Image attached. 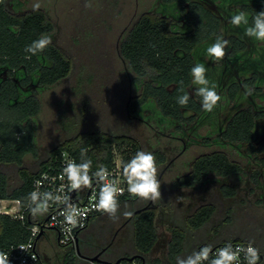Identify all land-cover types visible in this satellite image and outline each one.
Listing matches in <instances>:
<instances>
[{
	"label": "trees",
	"instance_id": "obj_1",
	"mask_svg": "<svg viewBox=\"0 0 264 264\" xmlns=\"http://www.w3.org/2000/svg\"><path fill=\"white\" fill-rule=\"evenodd\" d=\"M204 1L161 0L158 12L141 15L130 28L120 44V52L128 60L141 89L128 103L127 111L137 118L143 111L158 113L162 120L178 123L180 129H184L182 125L186 123L208 126L206 135H200L207 144L215 140L220 145L244 144L248 156L258 159L264 166V141L258 142L264 136V42L245 36V26L233 27L226 23L233 14L243 11L251 26L252 18L264 11V0H210L212 7ZM213 4H217V10L213 9ZM13 27L19 30L13 31ZM223 29L229 38L224 36ZM53 30L54 23L43 10L18 14L9 9L7 0L0 2V74L6 70L9 72L5 80L0 78L1 165L22 166L27 152L38 154L34 118L42 104L36 90L39 86L58 83L72 71L71 59L54 43L38 55L24 51L26 45ZM217 36L229 42L226 55L221 60H214L206 54L207 47ZM198 62L205 65L208 80L216 84V91L222 97L212 112L203 111L201 98L195 95L196 86L192 84L190 69ZM249 89L251 94L246 95ZM184 93H188L190 99L182 107L177 99ZM63 150L73 154L78 162H81V150H85L87 158L93 161L92 170L96 171L99 164L111 167L114 150H118L127 162L143 149L141 141L128 134L90 133L65 140L53 147L48 158L39 162L36 169L30 171L21 167V181L14 188H10L8 175L0 169V199H20L25 206V198L32 190L34 179ZM156 156L157 163L166 161L161 151H157ZM244 171L241 162L232 159L225 151L214 150L199 155L190 171L176 178L174 184L180 188H193L206 182L211 173L228 177ZM222 190L227 196H235L238 192L230 184L224 185ZM128 199L140 200L125 196L119 201ZM262 200L264 202V196ZM139 207H142L140 212L130 218L137 248L131 256L144 258L148 263L146 257L158 241V210L150 201ZM214 212L213 205H203L192 217L198 226H203ZM226 221L219 227L212 246L228 242H254L261 253V264L264 248L256 231L247 226L238 227L235 218ZM29 226L28 219L23 222L0 212V248L27 241ZM181 241L180 235L174 231L169 245L171 260ZM79 242L80 239L74 248L82 257L90 258L82 254ZM131 256L122 255L120 258L129 259ZM153 264L172 263L156 260Z\"/></svg>",
	"mask_w": 264,
	"mask_h": 264
},
{
	"label": "rangeland",
	"instance_id": "obj_2",
	"mask_svg": "<svg viewBox=\"0 0 264 264\" xmlns=\"http://www.w3.org/2000/svg\"><path fill=\"white\" fill-rule=\"evenodd\" d=\"M36 2L54 23V30L48 35L71 59L72 71L56 84L37 88L42 104L34 118L38 154L27 152L22 166L0 164L9 177L10 188L20 184L21 167L36 169L39 162L48 158L50 150L65 140L90 133L128 134L141 141L143 150L155 156L161 151L166 156L165 162L157 163L161 199L150 201L158 210V241L146 257L148 263L161 260L176 264L177 256L214 244L219 227L231 217L238 227L255 230L264 248V166L248 156L246 145H220L217 140L207 144L201 136L209 131L208 126L186 123L180 129L178 123L164 121L158 113L143 111L140 116L144 121L127 111L141 84L122 56L120 44L141 15L160 10L161 0H7V5L22 14L32 11ZM204 3L212 7L210 0ZM223 32L228 35L224 29ZM263 141L261 136L258 142ZM214 150L228 153L241 162L245 171L228 177L211 173L206 182L193 188L174 184L176 178L190 171L199 155ZM227 184L238 189L235 196L224 194L222 187ZM146 202L128 199L120 202L116 218L106 214L92 217L79 234L82 254L87 257L100 254L103 259L117 260L136 253L134 227L123 213ZM14 204L13 200H0L1 208ZM210 204L215 212L208 223L198 226L192 217L194 212ZM174 231L182 241L171 260L169 245ZM39 245L45 264H89L73 245H60L55 230H47Z\"/></svg>",
	"mask_w": 264,
	"mask_h": 264
},
{
	"label": "clouds",
	"instance_id": "obj_3",
	"mask_svg": "<svg viewBox=\"0 0 264 264\" xmlns=\"http://www.w3.org/2000/svg\"><path fill=\"white\" fill-rule=\"evenodd\" d=\"M40 7L39 2L32 5L34 11L39 10ZM86 7H91V5L86 4ZM229 23L233 27L245 26V36L264 42V11L258 12L252 18L251 26H249L248 16L243 11L233 14ZM12 30L18 31L19 29L13 27ZM51 43V36L42 34L40 38L26 45L24 51L31 55H38L44 52ZM228 45L227 40L222 36H217L215 41L207 47L206 54L214 60H221L226 55ZM206 73L207 68L200 62L190 69L192 84L196 86L195 95L201 98L202 110L212 112L222 97L216 91V84L210 83ZM245 94L250 95L251 90H246ZM189 99L190 95L184 93L178 97L177 103L183 107L188 104ZM92 165L93 161L87 158L86 151L81 150V162L77 163L74 159L66 160L60 179L64 180L66 177L67 183L56 193L40 191L41 181H37L36 190L31 191L25 198L29 213L33 217L44 216L53 204L62 205L60 215L63 217L65 230L71 233L73 229L83 226L82 221L87 218V211L72 202L71 196L64 192V187H67L68 192L80 193L85 189H92L94 184L98 185L99 190L92 208L110 218H116L120 209L119 196L125 191L123 187H120L122 182L126 183L130 196L152 202L161 199V183L158 179L156 156L151 151L139 150L122 164V181L110 178L111 173L107 166L99 164L97 170L93 172ZM123 215L130 218L133 212L125 211ZM241 255H243L245 264H259L260 250L251 241L247 245L236 246L228 242L216 248L215 251L212 245H205L186 256H177L176 264H240ZM0 264H11L8 253L0 251Z\"/></svg>",
	"mask_w": 264,
	"mask_h": 264
},
{
	"label": "built area",
	"instance_id": "obj_4",
	"mask_svg": "<svg viewBox=\"0 0 264 264\" xmlns=\"http://www.w3.org/2000/svg\"><path fill=\"white\" fill-rule=\"evenodd\" d=\"M2 0H0L1 2ZM115 156L113 163L109 169L111 177L122 181V164L124 163V158L118 150H114ZM74 159L77 163V158L70 152L63 150L59 157L51 163V165L42 171V173L34 179L32 190H36V182L41 181L40 191H52L57 192L62 186H65L67 183V178L64 180L60 179V175L63 167L65 166L66 160ZM93 171V170H92ZM94 172V171H93ZM120 187L125 189L124 194L119 196L121 200L125 196H130L127 192L126 183H121ZM99 190L98 185H93L92 189H85L83 192H68L67 187H64V192L71 196L72 202L77 204L78 207L87 211V218L82 221V227H77L72 230L71 233H68L65 230L63 224V217L60 215L62 211V205L53 204L50 211L44 216L33 217L28 209L27 203L24 206L20 199H8L16 202L12 207L5 205L3 208L0 207V212L12 216L14 219L21 220L25 222L27 219L30 221L29 231L30 236L27 241L11 244L7 247H1L0 251L8 253L11 264H44L43 256L38 246L39 235L46 233L47 230L52 229L57 232L58 242L60 245H73L76 247L79 241L80 232L87 227L89 221L95 215H98L101 212H98L92 208L93 203L96 199V193ZM6 200L7 199H0ZM248 242H237L232 243L236 245H247ZM224 244H219L213 247V251L216 248L222 247ZM255 247H257L254 244ZM23 248V250H21ZM258 248V247H257ZM259 249V248H258ZM261 258V253H260ZM89 264H148L142 258H133V259H122L117 262V260H106L103 258H87ZM240 264H245L243 261V255L240 258Z\"/></svg>",
	"mask_w": 264,
	"mask_h": 264
},
{
	"label": "flooded vegetation",
	"instance_id": "obj_5",
	"mask_svg": "<svg viewBox=\"0 0 264 264\" xmlns=\"http://www.w3.org/2000/svg\"><path fill=\"white\" fill-rule=\"evenodd\" d=\"M217 10V9H216ZM7 74H9V72L6 70L5 72H4V74L2 75V73L0 74V78H2L3 80H5L6 78H7ZM141 208L142 207H137V208H135L132 212H133V215H132V217H134V216H136L139 212H140V210H141ZM131 218V217H130Z\"/></svg>",
	"mask_w": 264,
	"mask_h": 264
},
{
	"label": "water",
	"instance_id": "obj_6",
	"mask_svg": "<svg viewBox=\"0 0 264 264\" xmlns=\"http://www.w3.org/2000/svg\"><path fill=\"white\" fill-rule=\"evenodd\" d=\"M42 235H43V233H41V234L39 235V238H38V239H40ZM78 254H79L80 256H82V255L80 254L79 250H78ZM136 257H138V256H131V257H129V258H130V259H133V258H136ZM91 258L99 259V258H101V257H100V255H95L94 257H91ZM122 259H123V258H119V259H117V262L121 261ZM143 260H145V259L143 258Z\"/></svg>",
	"mask_w": 264,
	"mask_h": 264
},
{
	"label": "crops",
	"instance_id": "obj_7",
	"mask_svg": "<svg viewBox=\"0 0 264 264\" xmlns=\"http://www.w3.org/2000/svg\"><path fill=\"white\" fill-rule=\"evenodd\" d=\"M213 9H214V10L218 9L217 4H215V5L213 4ZM228 21H229V20H228ZM228 21H227L226 23H229ZM39 240H40V239H39ZM38 246H39V249H40V251H41V248H40V245H39V241H38ZM41 254H42V252H41ZM42 256H43V254H42ZM43 260H44V257H43ZM44 264H45V260H44Z\"/></svg>",
	"mask_w": 264,
	"mask_h": 264
}]
</instances>
